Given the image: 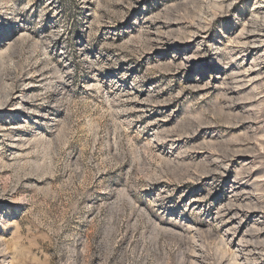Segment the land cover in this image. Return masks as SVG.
I'll return each instance as SVG.
<instances>
[{
  "label": "rangeland",
  "instance_id": "obj_1",
  "mask_svg": "<svg viewBox=\"0 0 264 264\" xmlns=\"http://www.w3.org/2000/svg\"><path fill=\"white\" fill-rule=\"evenodd\" d=\"M263 14L0 0L8 260L264 264Z\"/></svg>",
  "mask_w": 264,
  "mask_h": 264
},
{
  "label": "bare ground",
  "instance_id": "obj_2",
  "mask_svg": "<svg viewBox=\"0 0 264 264\" xmlns=\"http://www.w3.org/2000/svg\"><path fill=\"white\" fill-rule=\"evenodd\" d=\"M264 15V14H263ZM263 17V16H262ZM259 19V18H258ZM262 19V18H261ZM260 24V23H259ZM258 26V23L257 25ZM258 28V27H256ZM259 33H263L264 34V24L263 25H260L259 27ZM251 35V34H250ZM253 35V34H252ZM260 35V34H259ZM262 35V34H261ZM246 44V43H244ZM1 197V196H0ZM6 243H4L3 239H2V236L0 235V264H14V261L13 259H9L8 260V255H9V252H8V248L6 247L5 245ZM242 247V246H241ZM256 250V249H255ZM11 257V256H10Z\"/></svg>",
  "mask_w": 264,
  "mask_h": 264
}]
</instances>
